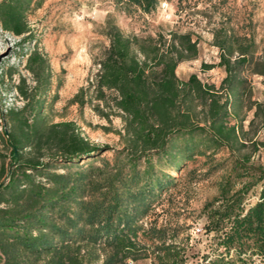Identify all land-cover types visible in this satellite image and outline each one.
Here are the masks:
<instances>
[{
    "label": "trees",
    "instance_id": "16d2710c",
    "mask_svg": "<svg viewBox=\"0 0 264 264\" xmlns=\"http://www.w3.org/2000/svg\"><path fill=\"white\" fill-rule=\"evenodd\" d=\"M30 1L0 0V27L26 36L24 11ZM159 2L112 0L118 9L142 13ZM106 35L91 82L99 94L112 93L123 115L125 143L93 144L71 121L43 127L40 120L28 122L24 107L8 109V121L26 129L0 132L10 158L6 179L0 181V264H127L147 255L154 264H183V248L166 241L173 229L143 227L141 219L175 185L169 170H179L196 155L209 158L221 147L228 149L233 179L228 175L218 183L219 204L206 212L215 247L189 264H264V168L247 163V155H233L243 141L236 124L226 121L227 99H220V90L193 73L185 80L174 73L178 61L195 54V39L188 31L138 35L115 25ZM212 37L227 72L221 81L229 96L243 81L228 75V54L234 51L236 67H243L250 62L253 42L219 29H212ZM28 59L43 60L34 50ZM24 146L34 154L23 156ZM106 149L112 151L108 158L101 155ZM255 184L256 198L245 205L244 195ZM138 235L149 247L138 242ZM96 249L103 251L99 262Z\"/></svg>",
    "mask_w": 264,
    "mask_h": 264
},
{
    "label": "rangeland",
    "instance_id": "374dc122",
    "mask_svg": "<svg viewBox=\"0 0 264 264\" xmlns=\"http://www.w3.org/2000/svg\"><path fill=\"white\" fill-rule=\"evenodd\" d=\"M24 20L26 36L0 27V132L26 129L23 125L18 128L5 115L8 109L24 107L22 114L29 123L40 120L45 127L71 121L90 143L123 145V115L115 108L112 93L104 90L99 94L91 82L97 56L108 42L107 28L115 25L122 33L138 35L188 31L195 39L196 51L177 62L175 76L185 80L193 73L220 90V99H227L226 121L236 124L243 141L233 155H247V163L264 168V73L259 72L264 66V0H160L149 13L118 9L112 0H31ZM212 29L245 35L253 42L250 62L243 67H236L234 51L228 54L232 67L228 75L243 81L241 87L228 92L229 96L221 81L227 72L219 64L220 49L213 44ZM33 50L43 59L41 63L28 59ZM196 103L191 102L195 111L199 107ZM19 151L23 156L34 154L27 146ZM111 154V149H106L101 155L108 158ZM226 156L227 147H221L209 158L196 155L179 170H169L176 176L175 185L164 191L141 219L143 227L154 224L173 229L174 236L166 241L183 248V264L201 261L202 255L215 247L213 232L206 230V212L219 204L218 183L228 175L233 179ZM9 161V147L0 139V181L6 179ZM257 188L255 184L247 190L245 205L255 200ZM138 242L147 247L151 244L140 235ZM94 253L99 262L103 251L96 249ZM126 263L154 264V260L147 255Z\"/></svg>",
    "mask_w": 264,
    "mask_h": 264
}]
</instances>
